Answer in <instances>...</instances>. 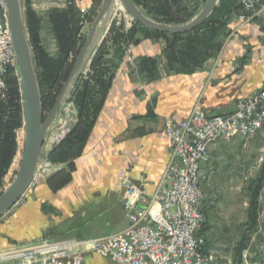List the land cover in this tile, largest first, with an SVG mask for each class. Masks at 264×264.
Segmentation results:
<instances>
[{
  "label": "crops",
  "instance_id": "crops-1",
  "mask_svg": "<svg viewBox=\"0 0 264 264\" xmlns=\"http://www.w3.org/2000/svg\"><path fill=\"white\" fill-rule=\"evenodd\" d=\"M43 1L30 0V3L36 5L37 15L43 19L39 34L42 45L47 50H56L55 36L47 19L49 13L42 5ZM72 1L79 9L90 10L93 5L91 0ZM174 1L172 7L159 11H165L175 20L197 13L203 3V0ZM229 2H220L210 16L211 20L205 22L208 24L204 23L197 33L192 34V39L213 44L206 56L171 58L169 46L185 44L188 36L160 35L151 30L145 32L140 27H137L136 42L128 55L119 59L110 50L109 58L113 59L117 70L81 155L62 164V169L69 171V182L54 191L48 180L42 177L30 205L21 209L9 225L0 227V251L51 241L44 236H50L54 228L62 224L54 221L60 213L64 219L78 213L96 220L118 212L129 222L123 211L126 178L144 188L149 198L170 186L165 173L172 146L165 134V120H185L198 111L209 116L230 114L235 111L239 100L264 87V21H239L236 18L241 13L239 5ZM151 14L154 15L155 11ZM129 56L136 65L145 63L142 74L138 75L132 68ZM140 86L144 89L140 90ZM74 126L66 131L70 133ZM64 127V120L60 121L48 137L65 133ZM263 136L264 130L250 141L243 138L222 140L209 149L207 175L201 185L204 192L201 209L205 222L200 235L206 238L205 251L215 256L219 264L236 263L227 257L229 246L223 238L217 243L212 217L214 203L207 204L206 197L217 190L225 191L218 188L215 178L225 167L222 162L229 159L234 162L233 166L228 164V168L225 167V175H236L239 166L236 163L240 161L236 152L252 144L264 150V142L259 140ZM48 143L44 156L49 161L53 149L48 148ZM70 163L72 168L68 170ZM242 164L245 168L246 159ZM225 185L228 187L226 191L232 189L229 181ZM257 229L264 231V220L260 215ZM91 233L90 237L78 235L65 242L101 240L117 234L107 235L100 224H96ZM258 251L252 264H264V244ZM109 262L108 258L91 253L86 256L84 264Z\"/></svg>",
  "mask_w": 264,
  "mask_h": 264
},
{
  "label": "built area",
  "instance_id": "built-area-1",
  "mask_svg": "<svg viewBox=\"0 0 264 264\" xmlns=\"http://www.w3.org/2000/svg\"><path fill=\"white\" fill-rule=\"evenodd\" d=\"M93 3L103 0H91ZM239 5V21H264L261 0H228ZM56 8H70L72 0H48ZM88 9H80L84 18ZM125 31L135 23L132 18ZM88 21L82 23L83 28ZM131 46L126 50L130 52ZM132 68L137 65L129 56ZM89 70V69H88ZM87 70V71H88ZM17 76V59L9 28L7 0H0V100L9 93L8 78ZM140 90L144 86L139 87ZM70 107H75L73 104ZM69 111V109L67 110ZM264 130V87L250 97L239 100L234 112L209 116L195 112L188 119L165 120V134L172 146L165 179L170 186L149 198L146 190L126 178L123 211L130 225L125 230L101 240L52 242L0 251V264H84L91 253L110 260L107 264H218L215 256L205 251L206 238L200 235L205 215L201 209L204 192L201 187V163L210 161L209 149L222 140L254 139ZM66 135L47 139L48 148L59 145ZM46 142V143H47ZM261 161H264V151ZM40 164L35 182L45 175ZM255 242L251 240L250 246ZM241 253L238 264H252L251 248Z\"/></svg>",
  "mask_w": 264,
  "mask_h": 264
},
{
  "label": "trees",
  "instance_id": "trees-1",
  "mask_svg": "<svg viewBox=\"0 0 264 264\" xmlns=\"http://www.w3.org/2000/svg\"><path fill=\"white\" fill-rule=\"evenodd\" d=\"M137 6L141 7L145 13L156 21L167 24H184L194 17L195 13L187 18L173 19L172 16L162 13L159 9H167L172 7L176 1L174 0H132ZM223 2V0L221 1ZM147 4L154 7L148 10ZM101 7V1L93 3L88 14L83 18L80 11L76 14L69 12H55L51 15L53 30L57 38L60 56L57 59L50 58L44 48L41 46L38 30L41 26L40 19L37 15L27 8V28L33 49L35 63L38 71V78L43 97L44 111L51 109L59 95L63 84L66 82L72 66L79 54L83 44L79 46L80 36L82 34L84 21L92 22L97 15V11ZM155 11L152 15L151 12ZM162 15V16H161ZM164 16V17H163ZM208 24V23H205ZM137 27L145 32L150 30L142 27L140 24L134 23L133 27L125 32L121 26L112 24L109 33L102 45L96 50L92 59V63L87 74L79 77L76 86L71 94L70 100L77 109V122L65 139L57 145L49 154V161L53 164L67 163L79 157L84 149L86 141L92 131L94 123L102 109L105 98L114 78L117 66L113 63L111 49L113 54L122 59L126 55V50L136 42ZM196 30L182 34L174 35L177 38L187 37V42L183 45L171 44L169 53L171 58L186 57H203L213 44L210 42H202V40L194 38L192 34L197 33ZM160 35L165 33L156 32ZM82 43V41H81ZM84 43V42H83ZM75 55L76 58L69 63L70 57ZM145 63H137L138 75L144 71ZM8 78L9 93L6 101L0 100V184L5 175L12 167L18 153L17 130L23 127V110L21 93L18 78L15 79L16 86L11 85V78ZM48 90L49 96L45 98L44 92ZM72 168L71 163L68 170ZM62 169L58 174L48 179L49 185L54 191L62 189L70 178L67 175L69 171ZM264 188V167L261 170V176L252 189L250 199V228L256 230L259 221V199ZM245 249L241 247L240 251Z\"/></svg>",
  "mask_w": 264,
  "mask_h": 264
},
{
  "label": "rangeland",
  "instance_id": "rangeland-1",
  "mask_svg": "<svg viewBox=\"0 0 264 264\" xmlns=\"http://www.w3.org/2000/svg\"><path fill=\"white\" fill-rule=\"evenodd\" d=\"M205 1L206 0H203L201 7L204 5ZM24 2H25V7H24L25 14L27 12V8H29L36 15L38 14L36 5L31 4L30 0H25ZM223 2L230 3L228 0H223ZM42 5L44 6V9H46V12L49 13V17L47 19L51 27L52 33L55 36L57 47H56V50L51 49L50 51V50H47V48H45L42 45L41 40H40V43H41V46L44 48V50L47 52V54L50 56V58L57 59L60 56V51L58 48L57 38L53 30V25L51 22V15L55 12H69L71 14L73 13L76 14V12H79L80 9L76 4L70 8H64V9L56 8L55 6L50 5L48 0H44ZM147 7L149 10L152 7H154V5L147 4ZM201 7H199V9ZM99 10L97 11V15H98ZM97 15L93 18L91 23L89 22L85 26V28H83L82 34L80 36L81 40L79 41V46L83 44V42L85 41ZM37 17L40 19V22L42 23L43 19L38 15ZM211 18L209 20H211ZM130 20H131V17L128 15L125 8L123 7L121 0H116L115 12L113 14L110 25L112 26V24L115 23L116 26L118 27L121 26L122 30L125 31L126 27L129 26V24L131 23ZM26 22H27V17H26ZM41 26L38 30V34H40V31L42 30ZM130 29H128L127 31H129ZM104 35H106V31L104 32ZM99 47H97L96 50ZM74 58H76V56L72 55L70 57L69 63L72 62ZM87 70H88V67L84 69L82 74L83 75L87 74L88 72ZM10 79H11V85L16 86V83L14 82H16L15 79H17V76L12 75ZM44 96L45 98L49 96V92L48 90H46V88H45ZM70 104H73V103L69 99V102L64 107L62 116L60 117L59 121L54 125V127H56L60 123V121H63V120H64L65 131L67 129H70L73 124H76L77 109L74 106L75 107V110H74V108L69 106ZM68 109L69 111H67ZM49 111H50L49 109L44 111L45 116L48 114ZM16 134H17V142H18L19 150H18L15 160L12 163L11 169L5 175L2 183L0 184V195L10 187V185L16 178L17 171L22 161V153H23L22 143H23V140L25 139L24 138L25 133L23 131V127L17 130ZM57 134L62 135V133H59V132ZM64 134L67 136L69 133L66 131ZM259 140L264 142V136L260 138ZM263 151H264L263 148H260L259 146H255V144H252L249 147H246L244 149L240 148V150L236 152V156H240V161L236 163V165H239L237 169V174L233 176H229V177L225 175V173L227 172V170L225 171V167L228 168V164H231L233 166L234 162H232L230 159H229L230 161L224 160L222 164L225 165V167H222L224 169L221 168L219 170V173L217 174L215 178H217L216 182L218 183V188L225 190V191L220 192L219 190H217L214 193L208 194V196L206 197L207 204L214 203L213 207L215 209L212 214V217H213V222L215 224L213 229H214L215 237L218 240L217 243H219V240L223 238V240L225 241V244L229 246L227 257L231 259L233 263H236V264H238L241 258V251H240L241 247L244 246L245 248H247L248 246H250L251 240L253 238H255V242L250 246L252 263H254L256 253L259 252L258 250L262 249L263 244H264V241H263L264 231H261L260 229H256V230L249 229L250 228V210L249 209H250L251 192H252L253 187L257 183L258 179L260 178L261 170L264 167V161H261ZM244 159H246L245 168L242 164V161ZM206 165H207L206 162L201 163V171H200L201 185L204 184V180L206 179V175H207ZM41 179L42 178H40L39 180ZM39 180L36 182V185L39 182ZM228 181L231 183L232 189H230L229 191H226L228 187L225 184ZM35 188L30 189L26 193V195L8 213H6L2 218H0L1 228H3L6 224L9 225L13 221L16 214H18L21 211V209L28 207L30 205L31 199L34 195ZM62 215L63 214L60 213V216H55V220H54L55 222H59L62 224L54 228L50 236H44V237L49 238L52 242L66 241V240L71 239V237H76L78 235H81V236L85 235L87 237H90L89 234H93L91 233V231L93 227L96 226V224H100L105 229V232L107 235L117 233L125 229L126 227H129L130 225V223L125 221L123 217L121 218L118 212H116V214L106 215L103 218L101 217V219H96V220L95 218H89V217L87 218L86 216H81L78 213H75L73 216H69L66 219H64L63 218L64 216ZM259 215L261 219L264 220V189L259 199ZM204 222H205V219H204ZM93 236L95 235H92V237ZM216 261H217V258H216Z\"/></svg>",
  "mask_w": 264,
  "mask_h": 264
},
{
  "label": "water",
  "instance_id": "water-1",
  "mask_svg": "<svg viewBox=\"0 0 264 264\" xmlns=\"http://www.w3.org/2000/svg\"><path fill=\"white\" fill-rule=\"evenodd\" d=\"M25 0H7L9 28L13 38L17 59V78L19 80L22 110L23 131L25 141L22 161L16 178L0 195V218L8 213L25 195L36 187L35 175L40 164L48 161L44 149L54 125L63 114L65 105L84 69L92 63L96 48L101 46L110 30V22L115 12L116 0H103L96 19L79 51L71 72L63 84L53 107L45 116L43 97L38 78L35 57L27 28L24 12ZM221 0H206L204 5L189 21L184 24H167L148 16L145 11L132 0H121L123 7L132 20L142 27L160 33L182 35L201 27L213 14ZM106 31V35L104 32ZM62 170L61 164H52L42 169L48 179Z\"/></svg>",
  "mask_w": 264,
  "mask_h": 264
},
{
  "label": "bare ground",
  "instance_id": "bare-ground-1",
  "mask_svg": "<svg viewBox=\"0 0 264 264\" xmlns=\"http://www.w3.org/2000/svg\"><path fill=\"white\" fill-rule=\"evenodd\" d=\"M25 138V137H24ZM24 141H25V139L23 140V143H22V146L24 147Z\"/></svg>",
  "mask_w": 264,
  "mask_h": 264
}]
</instances>
